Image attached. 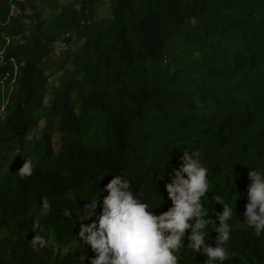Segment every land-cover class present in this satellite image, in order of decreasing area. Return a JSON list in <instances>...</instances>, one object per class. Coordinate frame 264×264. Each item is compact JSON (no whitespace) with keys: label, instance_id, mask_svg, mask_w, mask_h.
Masks as SVG:
<instances>
[{"label":"trees","instance_id":"obj_1","mask_svg":"<svg viewBox=\"0 0 264 264\" xmlns=\"http://www.w3.org/2000/svg\"><path fill=\"white\" fill-rule=\"evenodd\" d=\"M41 7L59 13L48 21ZM184 150L209 169L203 199L217 225L214 195L233 207L235 255L223 264H264V234L245 224L249 170L264 169V0H0V264L86 254L90 264L80 225L98 220L108 193L89 221L84 204L126 175L156 214L167 211ZM29 158L33 174L21 177ZM34 231L46 247L31 243Z\"/></svg>","mask_w":264,"mask_h":264},{"label":"clouds","instance_id":"obj_2","mask_svg":"<svg viewBox=\"0 0 264 264\" xmlns=\"http://www.w3.org/2000/svg\"><path fill=\"white\" fill-rule=\"evenodd\" d=\"M37 133V129H32L25 138L32 140ZM34 167L31 158L24 159L18 173L21 177L31 176ZM248 175L252 183L248 187L245 224L260 236L264 234V169L250 168ZM210 185L209 169L201 159V152L184 150L179 168L172 169L171 180L166 184L172 206L156 214L149 202L133 192L132 181L126 175H114L99 194L83 206L82 215L89 217L86 220L89 221L100 207V196L108 193L103 198L98 220L80 225L79 240L85 246L90 245L96 254L90 264H179L177 253L182 248L204 255L205 264H223L235 255L226 247L232 237L230 221L234 210L224 202L223 196L215 194L213 200L223 205L222 214H217L219 224H216L203 199ZM49 208V201L43 198L42 213ZM33 227L43 231L38 220ZM213 230L218 233L215 246L209 243ZM34 232L31 243L46 247L48 238ZM86 258L87 254L79 257L81 264H85Z\"/></svg>","mask_w":264,"mask_h":264},{"label":"rangeland","instance_id":"obj_3","mask_svg":"<svg viewBox=\"0 0 264 264\" xmlns=\"http://www.w3.org/2000/svg\"><path fill=\"white\" fill-rule=\"evenodd\" d=\"M49 1H53L55 3H62L66 0H46V2H49ZM98 8H99L98 11H99L100 16H104V15H107L109 13V8L106 5H104L103 3L98 4ZM41 10L44 13V17L46 19H48V21H51L59 13L58 10H53L50 7H41ZM63 49H64L63 43L59 42L56 44L57 53H62ZM55 83H56V78H53L51 80V86L54 85ZM48 100H49V98L47 97L46 102H48ZM247 195H248V189H247Z\"/></svg>","mask_w":264,"mask_h":264}]
</instances>
